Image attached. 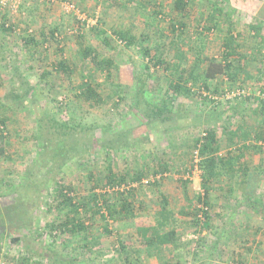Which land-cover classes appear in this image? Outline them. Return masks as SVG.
I'll list each match as a JSON object with an SVG mask.
<instances>
[{"label":"rangeland","instance_id":"obj_1","mask_svg":"<svg viewBox=\"0 0 264 264\" xmlns=\"http://www.w3.org/2000/svg\"><path fill=\"white\" fill-rule=\"evenodd\" d=\"M67 1L84 11L85 15L82 14L87 18L85 39L80 40L75 35L81 20L76 14H69L58 0H24L18 9L9 8L8 19L15 23V29L0 30V117L7 116L11 142L6 156L0 157V207L1 213L10 211L20 220L11 222L8 215L0 219V264H20L24 256L45 264H264V181L251 192L256 202L244 196V188L235 186L230 194L225 181L222 188L216 187L211 192L210 211L214 218L210 229L195 230L190 216L179 215V211L189 205L185 189L190 197L203 193L195 142L214 121L207 120L208 114L226 110L215 124L221 138L223 131L233 129L242 121L257 130L264 129L259 112H254L256 96L262 94L261 86L264 85L260 73L264 69L262 55L246 68L250 78L241 76L235 83L226 76L205 79L209 90L204 88L202 81L195 85L190 79L192 70L201 74L208 67L210 57L220 60L222 50L218 44L228 27L235 33H246L250 22H263L257 13L255 16L254 6L258 0H188L192 12L183 20L187 27L182 39L175 36L171 27L174 17L178 18L173 8L175 0ZM139 3L143 6L139 7ZM213 6L225 11L220 18L222 22L218 30L202 36L198 21L213 19ZM154 10H161V14L155 15ZM3 11L7 10L0 6V17ZM95 23L106 34H92L90 26ZM41 25H59L62 41L59 44L51 42L46 51L26 42L23 47L21 37L27 36V30L34 33ZM115 31L139 36L138 43L126 46ZM144 31L152 33L149 44L153 45V55L159 52L157 44L167 63L173 61L178 49L185 55L182 72L192 92L177 98L169 114L171 119L165 123L160 120L147 122L145 103L146 100L158 102L168 85L165 79L175 80L176 76L153 63L152 82L144 77L142 72L147 59L140 48L147 45L141 41ZM238 39L243 44L242 52L248 54L253 48L246 47L243 38ZM60 46L63 52L59 51ZM86 46L94 48L100 58L113 60L112 78L106 80V74L95 68L90 58L84 59L81 52ZM60 59L71 64L70 79L55 67ZM44 72L47 76L42 78ZM84 77L101 84L99 91L104 98L115 90H122L124 99L115 97L104 105H90L75 96L79 90L77 84ZM142 86L145 93L139 91ZM215 88L218 93H214ZM135 100L140 101V106ZM58 102L62 103L61 108ZM227 120L232 127L226 124ZM64 121L68 127H60ZM224 125L227 126L223 130ZM225 139H221L223 155L228 151L238 153L244 143L237 142L233 146ZM260 142L264 144V140ZM85 143L90 146L84 147ZM256 153L248 150L242 158L250 169L264 165V159ZM109 156L113 158L117 173L144 166L159 171L161 166L157 159L168 162L167 170L157 175L151 172L142 180V185L133 184L137 189L134 218L109 221L114 232L129 243L130 249H138L136 253L126 260L118 252V244L112 242L114 237L102 235L104 221L97 217L95 222L89 219L87 223L94 224L93 233L98 243L91 255H83L85 258L81 259L79 255L83 252L78 245L83 241L80 236L66 239L65 235H50L46 223L60 218V214L57 210H47L48 194L59 182L73 186L74 192L70 195L87 194L92 183L86 180L85 173L96 170L105 174ZM97 187V191L104 190ZM160 190L178 211L179 240L175 248L166 247L152 253L139 243L137 225L155 223ZM16 237L20 240L13 242Z\"/></svg>","mask_w":264,"mask_h":264},{"label":"trees","instance_id":"obj_2","mask_svg":"<svg viewBox=\"0 0 264 264\" xmlns=\"http://www.w3.org/2000/svg\"><path fill=\"white\" fill-rule=\"evenodd\" d=\"M50 1L55 2V0H49V2ZM58 2H69L73 4L76 9H79L74 2L67 0H58ZM141 6L143 5L139 3V7ZM173 8L178 14V18L174 17L172 20L174 24H172L171 27L175 36H179L182 39L187 27V24L183 20L192 11L188 4V0H175ZM6 10L7 11H3V15L0 17V30L3 32L15 29L13 26L15 23L8 19L10 16L9 7H6ZM82 11L83 10H81V12ZM160 12L161 10L153 11L155 15L161 14ZM71 13L76 16L75 11L69 12V14ZM224 13L225 11L222 8L220 9L219 7L213 6L211 11L213 19H206L205 22L198 21V27L201 28L200 35L204 36L206 32L218 30L219 23L222 22L220 19L221 15ZM85 26L86 21H79L78 28H75V35L80 40L85 39ZM90 27V30L94 35L106 34L102 28L97 26V23ZM149 30L151 31V29ZM60 31L61 28L59 25H41L34 33H32L33 30H27V36H22L21 38H23L26 43L36 47L40 46L43 48V51H46L48 49V44L51 42L54 41L59 44L62 41L63 37H60ZM244 33L245 32L235 33L232 27H228L226 35L218 44L219 49L222 50L220 60H218L217 57H210L208 67L203 69L201 74H195L192 70L190 73V79L193 82L192 84L197 85L198 82L202 81L204 88L209 90L205 79L217 77L224 79L226 76L227 78L229 77L231 82L235 83L241 76H245L246 78L252 77L246 68H248V66L250 67L251 62H257V57L259 55H262L264 58V23L260 21L250 22L247 32ZM115 34L117 35V38L128 47L138 43L139 36H136L135 34L124 31H115ZM151 34L152 33L149 31H144L142 33L141 41L147 43L145 47H140L142 48L143 57H146L147 59V63L144 65V71L142 72L144 73V77L152 82L151 79L154 76V69L151 65L154 63L153 65H155V67L160 65L163 66V69L170 72L171 75L176 76V79L174 80L169 77L165 79L168 85L158 102L149 101L148 103L146 100L144 117L147 119V122L160 120L162 123H165L171 119L169 114L173 112L177 98L181 95H190L192 90L191 87L187 86L188 82L184 81V71L182 72L184 67L182 66V62L183 56L185 55L183 51L178 49L173 61L167 63L163 58V53H161L163 50L161 51L159 44L156 46L157 51H159L157 52L158 54L153 55L151 53L153 50V45L151 46L149 44L151 41L150 38H152ZM238 38L244 39V45L246 47L249 45L253 48L248 54L242 52L243 44L240 43ZM59 51L63 52L61 46ZM81 53L84 59L90 58L89 61L91 64L100 72L106 74V80L112 78V67L114 65L112 59L104 57L100 58L95 49L89 46L84 47ZM154 58L156 61L153 62ZM199 61L202 62L201 58H199ZM257 64H261V61ZM55 67H57L56 69L59 72H62L67 79H70V75H72L73 71L71 64L66 59L56 61ZM260 73L264 80V69H261ZM45 76H47L46 72H44L41 77L45 78ZM86 77L83 78L79 85L77 84L79 90L75 92L76 97L82 98L92 106L104 105L107 101L115 100V97L118 98V100L124 99L122 90H115L108 95L107 98H104L103 93L99 91L101 84L97 83V81L89 80ZM51 85L53 86V83L50 84V86ZM261 87L262 89L260 92H262V94L256 96L257 107H255L254 112H259L261 121L264 123V85ZM139 91L140 93H145V88H143V86L139 87ZM214 93H218V88L214 89ZM60 102H58V107L61 108L62 103L60 104ZM135 104L140 106V101L135 100ZM222 114H226V110H222V112H217L215 114H208L209 118L207 117V120H214V125L211 123V125L206 128L204 134L201 137H198L195 142V148L198 152L197 165L202 172L201 186L203 188V193L190 197L189 195L187 196V189H185L184 191L187 202L189 201V205L187 208L179 209V215L191 217L192 226L195 227V230L210 229L212 227L214 214L210 211L212 205L211 192L214 191L216 187L222 188L223 181L226 182V189L229 193L235 189V186L238 188H244L242 192L244 196L249 199V201L256 202V199L252 198L253 195L251 192H253L254 188L256 191V178L258 173L261 172L258 168L255 169L256 166L250 169L247 162L242 158L246 155L245 152L247 153L248 150L264 154V151L261 150L262 145L258 144V141L264 140V129L257 130L254 127H249L242 121L237 123V125H234L235 127L233 129L231 128L227 132L223 131L225 133L222 135V138H226L225 140H227L230 145L234 146L237 142H244L243 146L239 148L238 153L228 151L223 155L221 154L223 141H221L222 138L219 136L215 128V124L218 122ZM228 118L230 119V117ZM228 120L226 121V124L232 127L233 125H231V122H228ZM53 121L56 122V120ZM226 126L227 125H224L223 130ZM60 127H68L67 121L61 123ZM8 136V119L6 115H3V117H0V157L6 156L8 145L11 144ZM247 140L250 142L247 143ZM117 141L120 140L118 139ZM111 143L112 145L110 146L113 147L115 143L114 139ZM89 146V143L84 144V147L86 148ZM105 149L108 148L105 147ZM263 158L264 157H262V159ZM157 163L161 166V170L159 169V171H156V169L150 170V167L144 166L141 168L137 167L134 170L125 169L122 173H117L114 171L113 158L109 156L105 174L102 175L96 170H90L85 173L86 180L92 183L88 193L85 195H81L80 192L79 194L77 192L78 195H70L71 192H74L72 185H66L60 182L57 183L51 194H48L50 196L47 199V210H57V213L60 214V218H54L46 223L47 227L50 228V235H65L66 239L80 236V241L83 242L82 245L81 243L78 245V248H80L83 253L80 252L79 257L83 259L86 255H91L93 248L98 243V240L95 239L96 237L93 233L94 224L92 222L87 223V220L92 219V221L95 222V218L99 217L104 221L101 226L102 235L114 237L112 242L118 244V252L122 253L126 260H129V256L135 254L138 249L135 251L130 249L131 247L129 243L124 241L121 235L117 232H114L109 221H124L135 217L134 204L135 198L137 197V189L133 184H138L137 186L142 185V180L145 177H148L151 172H154L155 175H157V172L163 174V172L167 170L166 165L168 162H165L162 159H157ZM186 172L189 173V169ZM162 174L160 177L161 179L163 178ZM235 179L236 183H233ZM244 181L247 185L244 184ZM154 183L157 184V180H154ZM97 186H101V189L104 190L97 191ZM111 187L112 189H110ZM55 201L56 204H54ZM140 206L142 207V204H140ZM2 210L3 209L0 207V219L5 215H8L9 221H20L18 218L15 219V213L11 214L10 211H7L8 214H3L1 213ZM177 212L178 211L175 210L174 206H171L170 198L164 191L160 190L158 205L155 209V223L142 222L137 225V232L140 237L139 243L144 246V249L147 248V250H151L150 252L156 253L163 251L166 247L175 248L177 246L179 240L176 225L178 222ZM40 234L42 235L44 232ZM19 240L20 239L16 237L13 238L12 241L18 242ZM20 264L45 263L40 260L31 261L28 256H24L21 258Z\"/></svg>","mask_w":264,"mask_h":264},{"label":"built area","instance_id":"obj_3","mask_svg":"<svg viewBox=\"0 0 264 264\" xmlns=\"http://www.w3.org/2000/svg\"><path fill=\"white\" fill-rule=\"evenodd\" d=\"M24 0H0V6L1 7H9L11 9H18L20 7V4L23 2ZM64 8L67 9V11L71 12V11H75V14L77 15V17L81 20V21H86L87 18L86 16H84L85 14L83 12H81L80 9H76L75 6L69 2H64L63 3ZM84 15H83V14ZM88 24V23H87ZM96 24V23H95Z\"/></svg>","mask_w":264,"mask_h":264},{"label":"crops","instance_id":"obj_4","mask_svg":"<svg viewBox=\"0 0 264 264\" xmlns=\"http://www.w3.org/2000/svg\"><path fill=\"white\" fill-rule=\"evenodd\" d=\"M254 9L256 10V12H255V16H256V13H257V15H258V17L260 18V19H262V21L264 22V0H258L257 1V3L255 4V6H254ZM254 10V11H255ZM24 43H25V41L23 40L22 41V44H23V47H24ZM258 144H260V145H262V151H264V144L262 143L261 144V142L260 143H258ZM256 154H258L260 157H264V154L262 153H256ZM264 159V158H263ZM257 168H258V170L261 172V174H260V176H258L257 178H256V180H257V182H256V185L257 186H260V185H263V181H264V179H263V175H264V171H263V169H264V165H262V164H259V165H257ZM255 179V178H254ZM254 183V182H253ZM244 184L245 185H247L246 184V182L244 181ZM243 184V185H244Z\"/></svg>","mask_w":264,"mask_h":264}]
</instances>
